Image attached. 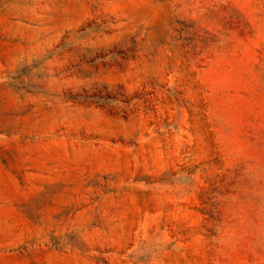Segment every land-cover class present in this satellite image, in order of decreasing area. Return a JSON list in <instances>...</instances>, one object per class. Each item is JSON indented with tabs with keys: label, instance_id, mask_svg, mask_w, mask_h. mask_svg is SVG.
Returning <instances> with one entry per match:
<instances>
[{
	"label": "rangeland",
	"instance_id": "1",
	"mask_svg": "<svg viewBox=\"0 0 264 264\" xmlns=\"http://www.w3.org/2000/svg\"><path fill=\"white\" fill-rule=\"evenodd\" d=\"M0 264H264V0H0Z\"/></svg>",
	"mask_w": 264,
	"mask_h": 264
}]
</instances>
